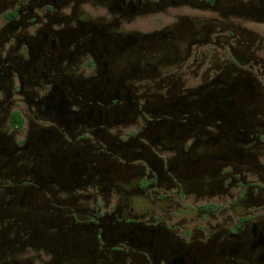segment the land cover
Here are the masks:
<instances>
[{
  "label": "flooded vegetation",
  "instance_id": "1",
  "mask_svg": "<svg viewBox=\"0 0 264 264\" xmlns=\"http://www.w3.org/2000/svg\"><path fill=\"white\" fill-rule=\"evenodd\" d=\"M0 264H264V0H0Z\"/></svg>",
  "mask_w": 264,
  "mask_h": 264
}]
</instances>
